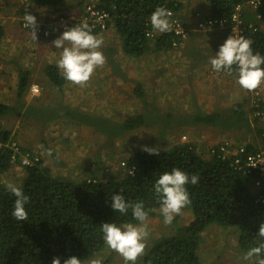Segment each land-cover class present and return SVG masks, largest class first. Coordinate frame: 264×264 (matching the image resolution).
<instances>
[{
  "label": "trees",
  "instance_id": "obj_1",
  "mask_svg": "<svg viewBox=\"0 0 264 264\" xmlns=\"http://www.w3.org/2000/svg\"><path fill=\"white\" fill-rule=\"evenodd\" d=\"M28 1L34 4V10L23 6L19 10L21 16L26 12L36 16L40 8H52L51 13H59L62 10L58 6L65 0ZM78 1L83 4L85 0ZM250 1L208 0L210 9L207 17L229 22L241 6L239 15L242 25L243 21L250 20L251 27L249 24L243 25L240 34L253 41L254 53L264 55V27L257 25L261 17L256 18V14L254 16L253 11L246 7ZM180 5L176 0H97V6L110 13V24L119 35L124 52L137 57L145 52L150 41L156 49L171 48L175 38L172 32L159 34L154 40L146 33L152 29L150 16L156 7L164 6L171 10L172 17H176ZM92 31L96 35V30ZM3 35L4 28L0 25V43ZM44 70L55 88L61 91L66 80L57 67L48 65ZM27 82V74L24 73L18 83V97L26 91ZM135 94L143 98L140 86H136ZM244 103L234 102L221 112L205 110L191 114L178 113L177 117L175 113H168L167 116L157 115L155 118L156 121L172 119L171 125L174 126L169 127H176L178 131L188 129L192 133L212 126H218L222 132L239 128L243 130L242 133L248 132L264 146L263 121L260 122L256 116L248 117L253 110L247 115ZM16 107L14 109L12 105L0 102V118L17 116L22 105ZM260 107H263L261 103ZM58 110L61 112L57 113V118L97 126V130L105 137L103 145H109L111 150V144L117 140L118 135L149 125L153 119L144 117L152 115L146 113L114 122L102 115H90V112L81 114L79 109L68 106ZM46 113L47 118L56 114L49 110ZM36 116L43 117L44 114L39 109ZM240 138L244 139L243 136ZM9 140V130L0 126V174L7 172L12 165L13 149ZM155 149L159 155L143 150L132 153L126 160L122 174L103 179L92 177L88 181L54 176L48 167L43 166L42 160L25 165L24 175L18 185L30 197L25 206L29 217L23 222L12 216L15 198L0 181V264H52L54 257H59L63 264L65 259L73 255L82 261L95 257L96 253L107 246L101 231L102 223H138L133 219L131 211L127 215L116 213L111 207V197L120 193L128 201H142L145 210L153 215L160 207L153 185L162 173L170 172L173 168L199 177L198 184L187 186L192 202L186 208L192 212V219L188 224L178 227L172 236L157 241L146 252L141 264H205L198 257V249L201 233L211 224L233 228L242 252L258 244L257 233L260 224L264 222V203L259 199L262 189L253 187L260 177L258 173L245 175L227 159H203L188 143ZM247 149L253 151L254 147L247 145ZM94 164L97 165V161ZM110 263V257L103 259V264Z\"/></svg>",
  "mask_w": 264,
  "mask_h": 264
},
{
  "label": "crops",
  "instance_id": "obj_2",
  "mask_svg": "<svg viewBox=\"0 0 264 264\" xmlns=\"http://www.w3.org/2000/svg\"><path fill=\"white\" fill-rule=\"evenodd\" d=\"M88 1L91 0H85L84 3ZM176 1L181 4L177 16L188 29V36L179 47L159 50L150 41L142 55L131 56L124 52L119 35L110 25L107 30L97 34L104 41L100 51L104 52L105 49L109 51V54H104L107 63L102 68L96 69L86 86L81 87L66 80L63 89L59 91L52 85L44 70L48 65L57 67L56 61L62 53V49H57L52 44L63 33L58 29L56 17L65 15L69 20L78 18L84 3L80 4L78 0H65L58 6L62 10L59 13H51L52 8H40L35 17L38 23L47 24L48 35L45 37L37 35V40H34L31 32L19 25L21 17L19 10L23 6H29L31 10H34V4L29 3L28 0H0V25L4 28V35L0 43V102L24 100L27 97L21 113L17 115V119L25 118L27 120L38 109L35 106L29 107L32 97H28V88L31 84H36L40 89L44 88V94L59 98L58 102L52 101V104H57L55 108L48 109L53 113L61 112L58 109L61 108L59 105L63 96L65 103L78 105L83 107V110L90 111L100 110V107L106 102L119 98L117 94L124 97L123 99L119 98V102L125 104L127 101H131L136 86L142 88L143 98L134 97L135 100L131 101L130 106L135 112H143L144 114L147 110L143 106L146 105L147 101L158 104L168 101L169 106H165L163 109L160 106L153 109L156 114L167 116L168 113L189 114L194 110L195 112L209 110L214 105L212 101H214L215 96L218 95L216 102H223V98L228 92L235 95L232 96L233 99L241 100L239 90L241 86L234 72L229 75L222 71L217 77L209 74V70L212 69L210 59L215 56L220 45L230 36L229 30L222 27L207 32L197 31L194 28V12L203 10L208 15L210 9L208 0L197 3L193 2L194 0ZM246 7L253 11L254 16L256 14V18L261 17L257 25L261 28L264 27L263 9L257 10L249 4H246ZM249 14L253 16L251 12ZM249 21H243V25L250 24L251 21ZM154 34L158 36L160 33L154 31ZM112 48L115 49L112 51ZM151 60L154 61V65L149 67L147 63ZM58 71L61 73L59 69ZM23 72L27 74V88L18 97L17 87ZM129 81H134V84L128 83ZM128 84L135 86L128 90ZM146 87L151 91L148 90L152 96L150 100H147L148 95L144 92ZM261 90H264V83ZM39 96L41 98V95ZM110 96H112V100L109 99ZM101 99L104 100L102 105ZM39 102L41 100H38L36 104ZM233 102L237 101L232 100L227 104ZM133 103L139 105L136 110L132 106ZM42 105L41 111L47 104ZM26 109H28L27 112ZM126 113V116L129 117L138 115L133 114L131 110H127ZM48 118L56 119L57 117L56 114H53L52 117ZM102 148H104L103 145H100L98 149L102 150ZM108 158L112 159L110 156H103L102 159L97 157L94 162L97 161L99 164L103 161L108 166L110 164ZM89 160L90 158H88ZM81 167L83 168L85 165H81Z\"/></svg>",
  "mask_w": 264,
  "mask_h": 264
},
{
  "label": "rangeland",
  "instance_id": "obj_3",
  "mask_svg": "<svg viewBox=\"0 0 264 264\" xmlns=\"http://www.w3.org/2000/svg\"><path fill=\"white\" fill-rule=\"evenodd\" d=\"M198 1L202 0H194L193 2L197 3ZM203 2H205V0H203ZM200 3L203 5L202 2ZM114 49L115 48H112V51ZM103 54H109L108 49H105ZM147 65L149 67L154 65V61H148ZM128 83L134 84V81H129ZM132 86L135 85L128 84V90L131 89ZM148 90V87L144 88L145 94L148 95V97L146 96L147 100H150L152 96H150L151 91L149 90V92ZM239 90L241 100H238V98L233 99L232 96L235 95H232V92H228L229 94L226 93L227 95L224 96L223 102H216V100H218L217 95L214 97L215 99L212 101L214 102V105L211 106L212 108L209 109V111L221 112L231 105L227 103L232 100L237 102L245 101V110H248L251 92L242 89V87ZM52 91L53 90L51 88V92ZM39 92L42 99L39 94L33 95L29 107L35 106L41 110L43 107L42 104H47V106L42 109L44 114L43 117L36 116V112L38 110L27 120H25V118L17 119V116L8 115L0 118V126L9 130L10 140L8 142H12V140L18 142L21 148L25 149L24 151L35 150L41 155L43 166L48 167L52 175L60 176L66 179L68 178L79 181L87 179L91 180L92 177L100 179L108 176L115 177L116 174L119 173L118 169L124 167L120 164V161H124L131 153L142 150L141 146L144 145H147L148 147L168 148L178 143H189L196 148V152L200 157L207 158L209 145L221 139L234 140V138H240V136H243V138L247 140H257L253 139L252 135L248 132L242 133L243 130L239 128H231L232 130L229 129L222 132L217 129L218 126H212L203 131L198 130L195 133H190L192 131L188 129L181 131L175 130L176 127L168 126H174L171 125V122H173L171 121L172 119H158V121H156L157 118L155 117L158 114H156L153 110L155 107L159 106L163 109V107L169 106L170 103L168 101H164L163 103L159 102L158 104L147 101L146 105L143 107L147 110L146 113H151L152 115H145L144 117H153L151 124L143 125L136 130L134 129L128 132L124 131L125 133L118 135L116 137L117 140L113 142L114 144H111L113 146V149L111 150L108 147L109 145H103L105 137L103 136L104 134L97 130V126L81 125L77 122V120H65L60 117L48 120L46 112L48 109L55 108L57 104H52V101L54 100V102H58L59 98H53L54 95H51L50 97L49 95L44 94V88L39 89ZM263 93L264 90H261L260 96L262 95V100H264ZM135 95L136 94L133 93L131 101L133 99L135 100L134 97H138ZM117 96L122 99L124 98L121 94H117ZM111 97L112 96H110L109 99L112 100L113 98ZM119 98L114 99L111 102H106L104 105H102L104 100L101 99L102 106L100 107V110L90 111L83 110V107H79L78 105L75 106L71 105V103H65V98L63 96L59 107L68 106L73 109L78 107L81 114L90 112V115H102L105 118H108V120L111 119L114 122H120L124 118L129 117L126 116L127 110H131L133 114H144L143 112H135L130 106L131 101L121 104L119 102ZM26 99L19 100L18 102H10V100H8V102H1L4 104H10L14 107V109H16V106L19 104L24 105ZM38 100H41V102L36 104ZM132 106L136 110L139 105L133 103ZM177 106H179V104H177ZM191 112L194 113L195 110ZM52 114L53 113L49 115ZM178 115V113L174 114L175 117ZM56 117H58L57 113ZM260 122L264 124V114L260 117ZM100 145H103L104 147L102 150L98 149ZM48 149L52 150L51 156L46 154ZM101 156L112 157V159L108 158V161L110 162L108 166L103 161L95 166L91 165L97 157L102 159ZM18 157H20V155H18ZM88 158H90L89 161ZM81 165H85V167L82 168ZM84 168H87L86 172ZM100 170L101 172H99ZM115 171L116 173H114ZM23 175V166L17 160L12 162V165L7 172L0 174V181L4 185L6 182H13L18 186ZM191 219L192 212H190L188 208H184L182 213L177 215L171 224H165L164 218L159 212V208H157L155 213L153 215H149L148 217L150 237L148 239L146 252L160 239L167 238L175 234L178 227L188 224ZM245 253L246 251L242 252L239 249L237 237L233 228H225L211 224L201 233L198 257L205 264H249V262L244 261L243 259ZM97 257L102 259L110 257V264H125L123 258L118 253L111 250L108 246H105L101 251L96 253L95 257H91L82 262L83 264H87L89 260ZM143 257L138 259L136 264H141Z\"/></svg>",
  "mask_w": 264,
  "mask_h": 264
},
{
  "label": "clouds",
  "instance_id": "obj_4",
  "mask_svg": "<svg viewBox=\"0 0 264 264\" xmlns=\"http://www.w3.org/2000/svg\"><path fill=\"white\" fill-rule=\"evenodd\" d=\"M261 9H264V6ZM196 12H201L203 15L207 16L203 10L195 11L194 28L201 32L209 31L197 29V18L195 15ZM172 15L173 14L171 10L168 8L164 6L156 7L150 16V24L152 27L151 31H156L160 34L173 31L174 25L173 21L171 20ZM176 17H178L177 13ZM23 18L25 20V27L30 28L31 31L22 27L21 22ZM78 18L76 17L72 20H69L65 15H58L56 17L58 21V29L63 31V33L57 39H55L52 44L55 46V48L62 49V53L60 58L56 61V64L65 80L71 82L72 84L84 87L90 81L96 69L102 68L107 63L106 57L104 56L103 52L100 51L104 43L103 38L98 37L97 34L107 30L111 24L109 20L105 29H95L97 32L95 35L93 34L91 26L87 22H82L81 24L72 27L73 22ZM179 22L186 32V37L181 39L179 42L180 45L181 42L187 38L188 29L182 21L179 20ZM63 24L66 25L65 30L61 28ZM19 25L21 28L31 32L32 39L34 40H37V35L41 37L48 35L37 33V19L30 12H26L20 17ZM39 25L43 30L48 31L47 24L39 22ZM155 37L157 36L154 34L153 37L149 38L154 40ZM252 44L253 41L251 39L245 38L243 36H228L224 43L220 45L219 51L216 52L215 56L210 59L212 69L209 70V74L217 77L220 73H222V71L229 75H232L234 72L242 89L251 92V98L248 104L249 109L245 111L247 112V115L251 110H253V113L248 117L256 116L260 118L264 114L263 107L262 109L260 107V103L264 106L262 95L260 96V91L264 83V55H261L259 52L254 53ZM179 45L177 47H179ZM171 48L175 49L172 47V45ZM32 86H36L38 88L36 89L34 87L33 89V91L37 93H33L31 91ZM39 89L40 88L36 84H31L28 88V96L32 97L33 95H40L41 91L39 92ZM245 105L246 104L244 103V106ZM23 106L24 105H22V107ZM256 108H259L260 110H254ZM27 110L28 109H26V112ZM37 110L39 109H36V111ZM225 140L231 142L234 145L243 144L247 151H250L247 149V145L253 146L254 150L258 147H264L263 145L259 144L257 140L254 141L236 138L234 140L221 139L211 143L209 148L216 146ZM18 145L21 147L19 143ZM141 147L143 151H146L149 154L159 155V152L155 149V147H148L147 145ZM29 152H31L33 155H36L38 157V161L42 160L41 155L35 150H29ZM46 154L51 156L52 150L48 149ZM129 156H127L124 161H120V164L124 167L119 168L121 171L118 169V174H122L125 170L126 160ZM202 158L207 159L211 157L207 155V158ZM257 163H264V160L258 161L254 164H251L250 166L255 167ZM92 165L95 166V164ZM114 173H116V171ZM88 180L89 179H87V181ZM198 183L199 177L196 174H192L190 176L188 173L182 171L179 168H173L170 172H164L159 176L153 185V189L159 201V212L162 214L165 224H171L174 218L177 215H180L182 210L191 204L192 201L187 186L190 184L196 185ZM253 187H255V184ZM5 188L15 198L11 213L12 216L18 221L23 222L28 220L29 213L25 206L29 203L30 197L25 194L20 186H17L13 182H6ZM111 201V207L116 213L118 212L121 215H127L129 211H131L133 219L138 223H124L122 225H118L114 222L102 223L101 231L103 233L104 242L111 250L115 251L123 258L125 264H136L138 259L146 255L147 243L150 237V228L148 224L149 211L145 210V206L142 201H128L125 199V196L120 193L114 194L111 197ZM257 237L258 244L251 247L243 256L244 261L249 262V264H264V222H262L259 226ZM52 264H61L60 258L54 257ZM63 264H83V262L80 258L73 255L65 259ZM87 264H103V259L99 257L93 258L89 260Z\"/></svg>",
  "mask_w": 264,
  "mask_h": 264
},
{
  "label": "built area",
  "instance_id": "obj_5",
  "mask_svg": "<svg viewBox=\"0 0 264 264\" xmlns=\"http://www.w3.org/2000/svg\"><path fill=\"white\" fill-rule=\"evenodd\" d=\"M247 4L259 10L264 6V0H251ZM240 9L241 6L237 8V12L233 15L232 19L229 22L224 19L209 18L203 15L201 12H196V27L197 29L204 31L223 27L229 30L230 35L240 37V33L243 30L242 21L239 15ZM110 16L111 15L107 10L97 6V0H91L85 3L81 16L73 22L72 27L79 25L82 22H87L91 26L92 30H103L106 28L107 22L110 20ZM171 20L173 21L174 25L173 31L171 32L175 37L172 40L171 45L175 48L179 45L180 40L186 37V32L176 17H171ZM21 25L23 28L29 29L31 31L30 28L25 27L24 18L21 22ZM37 25L38 34H48V31L43 30L38 22ZM249 27H251V24H249ZM61 28L65 30L66 25L63 24ZM146 35L148 37H153L154 32L150 30L146 33ZM34 87L38 89L36 86H32L31 91L33 93H37L33 91ZM9 144L13 149V154L11 155L12 162L18 160L24 167L25 165H29L33 162L38 161V157L36 155H33L29 151L21 150L17 142L12 140V142H9ZM18 155H20V157H18ZM208 155L217 159L220 158L230 160L231 165H233L235 169L241 171L245 175L251 174L253 172L258 173L260 177L256 179L254 184L255 187H259L262 189L259 195V199L264 203V163H257L255 167L250 166L251 164H254L258 161L264 160V147H258L253 151H247L243 144L234 145L231 142L225 140L220 142L216 146L210 147L208 149Z\"/></svg>",
  "mask_w": 264,
  "mask_h": 264
}]
</instances>
